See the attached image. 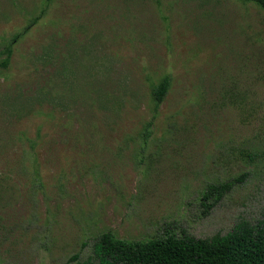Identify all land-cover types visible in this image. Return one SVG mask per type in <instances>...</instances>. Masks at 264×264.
Wrapping results in <instances>:
<instances>
[{
	"label": "rangeland",
	"instance_id": "rangeland-1",
	"mask_svg": "<svg viewBox=\"0 0 264 264\" xmlns=\"http://www.w3.org/2000/svg\"><path fill=\"white\" fill-rule=\"evenodd\" d=\"M9 45L8 66L0 56V264L85 261L108 232L209 239L264 219L263 9L0 0V52ZM230 182L207 209L208 187Z\"/></svg>",
	"mask_w": 264,
	"mask_h": 264
},
{
	"label": "trees",
	"instance_id": "trees-1",
	"mask_svg": "<svg viewBox=\"0 0 264 264\" xmlns=\"http://www.w3.org/2000/svg\"><path fill=\"white\" fill-rule=\"evenodd\" d=\"M239 1L243 4L253 3L264 10V0ZM12 46L0 52V56L6 55L2 63L4 67L8 66L12 57ZM169 88L170 79L165 78L153 90L155 112L163 103ZM152 126L153 122L146 126L143 134L146 141L151 136ZM34 175H39L37 170ZM233 185V182L210 185L202 195L204 202H210L205 207H215ZM67 264H264V219L256 225L243 221L228 234H218L209 239L184 234L182 237L165 235L147 241H126L108 232L95 240L93 258L80 261L78 256H74Z\"/></svg>",
	"mask_w": 264,
	"mask_h": 264
}]
</instances>
